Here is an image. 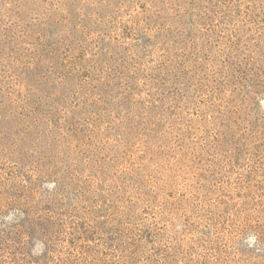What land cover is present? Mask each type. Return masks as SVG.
I'll return each mask as SVG.
<instances>
[{"label":"trees","instance_id":"16d2710c","mask_svg":"<svg viewBox=\"0 0 264 264\" xmlns=\"http://www.w3.org/2000/svg\"><path fill=\"white\" fill-rule=\"evenodd\" d=\"M206 2L184 4L172 39L125 48V123L142 135L116 159L100 156L92 27L68 34L59 13L54 40L51 25L3 15L17 24L0 31V63L13 62L0 123H15L0 264H264V0ZM138 16V30L152 21Z\"/></svg>","mask_w":264,"mask_h":264},{"label":"rangeland","instance_id":"374dc122","mask_svg":"<svg viewBox=\"0 0 264 264\" xmlns=\"http://www.w3.org/2000/svg\"><path fill=\"white\" fill-rule=\"evenodd\" d=\"M207 0H0V31L6 24H17L15 17L9 23H5L3 15L11 9L16 12L20 11L23 23L26 25L44 24L51 25L49 30L53 32V39L56 40L58 35L64 32L63 28L50 24V20L56 23L60 17L59 13L67 16L66 28L67 33H72V25L81 28V25L92 27V33L95 37L96 56V75L100 84L104 85L101 88L103 101L99 106L98 120V142L101 145H106L101 151V157L116 159L125 145L136 143L137 138L134 136L140 135L138 131L128 130L125 123V100L121 97L120 84L123 82L119 76L125 75V48L130 46L139 47L140 41H147V34L154 35L157 32L161 38L165 36L174 37L176 23L182 20L180 14H186L187 7L190 4L192 7H204ZM187 3V4H185ZM185 4V5H184ZM248 5V4H246ZM196 11H198L196 9ZM152 20L148 26L142 30L137 29V24H140L143 19L138 15L141 13ZM188 13V12H187ZM182 15V16H184ZM189 16V14H188ZM2 19V20H1ZM182 25V24H181ZM178 25V26H181ZM36 29V27H35ZM32 30L31 35L36 33ZM204 39L203 41H205ZM195 41H199L196 39ZM201 42V40H200ZM182 53V50L178 53ZM192 53V49L187 48L183 54L186 57ZM191 56V55H190ZM176 60V57H173ZM185 59V58H184ZM175 62H178L176 60ZM13 62L0 63V88L8 87V83L4 81L5 69L10 68ZM5 68V69H4ZM11 70L10 73H12ZM13 74V73H12ZM125 79V77H124ZM5 91L0 93V100L5 101L8 94ZM43 96V95H41ZM56 98L67 104H70L71 99L66 89L56 92ZM169 105V104H168ZM121 106V107H120ZM120 107V108H119ZM47 108V107H46ZM261 108L264 111V101L261 103ZM12 108L7 106V112L10 113ZM14 120L8 123H0V163L6 164L5 159L10 156V139L14 134ZM136 126V125H135ZM144 125L142 129H146ZM142 135V134H141ZM6 137L5 139H3ZM158 139L150 143L153 144ZM51 149L55 148V142L52 138L46 139ZM142 149V148H141ZM55 150V149H54ZM9 165L13 166L17 162L14 158ZM105 162V168L109 174L115 172L113 164ZM53 185H47L46 189L51 190Z\"/></svg>","mask_w":264,"mask_h":264}]
</instances>
